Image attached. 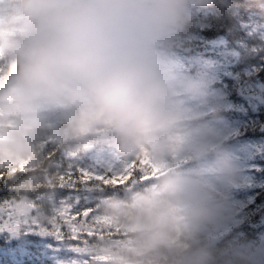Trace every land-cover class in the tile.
<instances>
[{
	"label": "clouds",
	"instance_id": "1",
	"mask_svg": "<svg viewBox=\"0 0 264 264\" xmlns=\"http://www.w3.org/2000/svg\"><path fill=\"white\" fill-rule=\"evenodd\" d=\"M212 2L0 0V160L34 164L49 140L150 160L155 179L105 208L142 254L127 264H255L251 244L210 238L232 218L241 172L219 105L176 59ZM37 171L18 181L22 199Z\"/></svg>",
	"mask_w": 264,
	"mask_h": 264
},
{
	"label": "rangeland",
	"instance_id": "2",
	"mask_svg": "<svg viewBox=\"0 0 264 264\" xmlns=\"http://www.w3.org/2000/svg\"><path fill=\"white\" fill-rule=\"evenodd\" d=\"M201 15L207 22L196 26L195 31H190L183 47L178 50L177 64L182 72L202 79L210 100L219 105L226 147L241 172L238 186L232 190V218L221 232L210 238L215 242L223 237L227 245L251 244L255 264H264V197L261 196L264 195V121L261 120L262 114L256 115L264 110V82L253 77L249 69L237 72L232 70V52L225 36L210 37L204 31L211 27L207 10ZM239 22L246 37L251 39V47L255 52L261 51L260 58L264 60V20L251 17ZM251 123L256 129L247 133V126ZM82 153L86 156L68 154L74 157V166L70 169L83 168L98 175H115L129 173L132 171L131 166L136 165L135 172L146 176L142 177L143 182L137 186L126 183L105 185L96 180L82 186V189L87 187L90 190L81 191L80 203L76 207L80 208L81 213L85 208L90 209V213L86 217H76L78 231H72L64 225L61 218L63 201L71 194L70 190L48 208L38 207L32 198L20 197L0 203V245L6 242L21 245L16 248L21 253L19 257L10 253L13 261L7 262V256H4L1 264L21 262V256L26 253L23 249L26 237H31V243L41 245L43 255L52 257L56 264H95L92 261H97V264H127L128 254L142 256L131 245L127 231L106 214L105 208L107 201L115 198L113 191H117L116 189L127 195L126 193L155 179L157 174L151 161L142 159L131 163L121 162L105 147ZM144 161L146 163H142ZM183 163L188 165V161ZM31 164L25 161L15 166L11 161L0 160V167L6 169L29 171ZM70 169H66L65 174ZM73 178H78V173ZM105 189L108 191L101 196L100 192ZM38 199L42 200L40 197ZM89 203L99 204L100 210L99 207L93 209ZM71 214L74 215L75 211ZM246 231L249 238L244 239ZM57 232L60 234L57 235ZM34 238L38 239L37 242ZM0 252V256L8 254L6 248L1 246Z\"/></svg>",
	"mask_w": 264,
	"mask_h": 264
},
{
	"label": "trees",
	"instance_id": "3",
	"mask_svg": "<svg viewBox=\"0 0 264 264\" xmlns=\"http://www.w3.org/2000/svg\"><path fill=\"white\" fill-rule=\"evenodd\" d=\"M206 10L211 27L210 29L204 31L208 33L210 37H217L219 35L225 36L228 46L231 48L232 52V70L237 72L239 70L249 69L252 71L253 77L264 82V60L260 58L261 51H254L249 43L251 42V39L246 37L239 22L241 19H250L251 17L264 20V0H213L211 6H209ZM195 30V27L191 29V31ZM3 71H5V69L0 66V72ZM225 79L228 80L227 78ZM258 114H262L261 120L264 121V110H262V112H257L256 115ZM251 129H256L253 127L252 123L250 125L248 124L247 133H250ZM68 154L70 153L65 152L54 141L49 140L40 148L38 159L34 164H31V169L29 171L20 170L18 168L6 169L0 167V201L19 199L20 197L22 198L23 193L17 189L16 185L20 178L26 173H33L34 167L38 170L35 174L38 187L31 190V198L35 200L38 207L48 208L51 203L63 196H66L68 189H62L60 187L61 176L65 174L66 169L73 168L74 166L72 162L74 157L71 155L69 156ZM78 154L86 156L84 153ZM10 173H15L16 175L11 176ZM262 174H264V171H262ZM144 176L146 175H143L142 173L137 174L135 172L132 179L126 182V184H129L130 186L140 185V183L143 182L142 177ZM116 190L117 191H113L115 198L126 196L120 189ZM107 191L108 189H105L103 192H100L101 196H103ZM261 196L264 197V195ZM261 196L259 197V200H261ZM39 197L40 199L42 198V200H39ZM89 206L93 209L99 207L100 210V205L97 203H89ZM248 236L249 234L246 231L244 239L249 238ZM30 238L31 237L25 238L27 241L24 243L23 249L26 250V253L21 256V262L18 264H56L52 257L44 256V249L42 246L36 243H31L32 241ZM222 238L223 237L214 242L219 247L227 245L226 239ZM33 240L37 242L38 239L34 238ZM0 246L6 248L7 253L9 254H3L0 256V264L3 263L2 261L4 260V256L5 258L7 256V262L13 261L10 253H14L16 257H19L21 254L16 249L21 247V245L17 242H6ZM91 263L97 264V261H92Z\"/></svg>",
	"mask_w": 264,
	"mask_h": 264
},
{
	"label": "snow or ice",
	"instance_id": "4",
	"mask_svg": "<svg viewBox=\"0 0 264 264\" xmlns=\"http://www.w3.org/2000/svg\"><path fill=\"white\" fill-rule=\"evenodd\" d=\"M142 163H146V161ZM131 167L132 171L126 174L117 173L115 175H98L86 169L80 168L79 170L70 169L65 175H62L60 187L62 189L70 190L71 193L66 199H64V207L61 209V218L64 225H67V227L72 231H78V227L75 225L76 217L81 215L86 217L90 213V209L85 208L81 213L80 208L76 207V205L80 203L81 191L83 190L86 192L90 190L87 187L82 189V186L89 185L93 180L101 181L105 185H120L122 183H126L134 176L137 166L133 165ZM76 173H78V178H73ZM0 202L3 204L4 200ZM73 210L75 211L74 215L71 214ZM8 227H11V225ZM59 234L60 233L57 232V235Z\"/></svg>",
	"mask_w": 264,
	"mask_h": 264
},
{
	"label": "water",
	"instance_id": "5",
	"mask_svg": "<svg viewBox=\"0 0 264 264\" xmlns=\"http://www.w3.org/2000/svg\"><path fill=\"white\" fill-rule=\"evenodd\" d=\"M92 150V149H91ZM91 150H89V151H91ZM86 152H88V151H86Z\"/></svg>",
	"mask_w": 264,
	"mask_h": 264
}]
</instances>
